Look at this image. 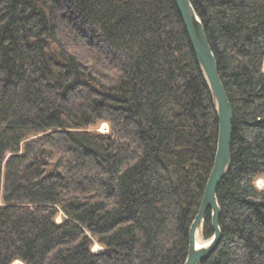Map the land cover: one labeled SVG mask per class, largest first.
Returning <instances> with one entry per match:
<instances>
[{
    "label": "trees",
    "instance_id": "trees-1",
    "mask_svg": "<svg viewBox=\"0 0 264 264\" xmlns=\"http://www.w3.org/2000/svg\"><path fill=\"white\" fill-rule=\"evenodd\" d=\"M190 2L233 111L201 264H264V0ZM217 133L173 0H0V264H183Z\"/></svg>",
    "mask_w": 264,
    "mask_h": 264
},
{
    "label": "water",
    "instance_id": "water-1",
    "mask_svg": "<svg viewBox=\"0 0 264 264\" xmlns=\"http://www.w3.org/2000/svg\"><path fill=\"white\" fill-rule=\"evenodd\" d=\"M181 17L196 63L211 96L218 121V133L213 164L208 175L198 210L188 228V247L183 264H201L216 249L222 238L221 208L218 186L231 167L232 106L218 73L215 55L208 42L204 25L190 0H173ZM210 215L212 235L202 246L197 236Z\"/></svg>",
    "mask_w": 264,
    "mask_h": 264
},
{
    "label": "rangeland",
    "instance_id": "rangeland-1",
    "mask_svg": "<svg viewBox=\"0 0 264 264\" xmlns=\"http://www.w3.org/2000/svg\"><path fill=\"white\" fill-rule=\"evenodd\" d=\"M94 129L97 130L100 133H103V134H106L109 131V127H108V125L106 123H101V124L97 125L96 127H94ZM256 186L260 190H263L264 189V179L262 177L257 178V180H256ZM56 221L59 223L61 221V216H58L57 219H56ZM199 236H200L199 237L200 242H203V241H206L207 240V239H205L203 237L202 230H200ZM93 251L94 252H101L102 251V248L95 244L93 246ZM15 263L16 262H14L13 264H15ZM16 264H19V263H16Z\"/></svg>",
    "mask_w": 264,
    "mask_h": 264
},
{
    "label": "bare ground",
    "instance_id": "bare-ground-1",
    "mask_svg": "<svg viewBox=\"0 0 264 264\" xmlns=\"http://www.w3.org/2000/svg\"><path fill=\"white\" fill-rule=\"evenodd\" d=\"M197 237H198L197 238V244L200 247V246H202L204 244V241L203 242H200V239H199L200 236L198 235Z\"/></svg>",
    "mask_w": 264,
    "mask_h": 264
}]
</instances>
